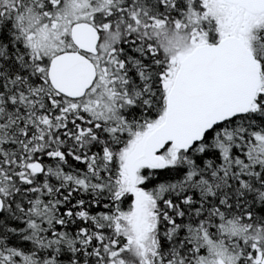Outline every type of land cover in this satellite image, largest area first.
I'll use <instances>...</instances> for the list:
<instances>
[{
  "label": "snow or ice",
  "instance_id": "snow-or-ice-1",
  "mask_svg": "<svg viewBox=\"0 0 264 264\" xmlns=\"http://www.w3.org/2000/svg\"><path fill=\"white\" fill-rule=\"evenodd\" d=\"M0 264H264V0H0Z\"/></svg>",
  "mask_w": 264,
  "mask_h": 264
}]
</instances>
